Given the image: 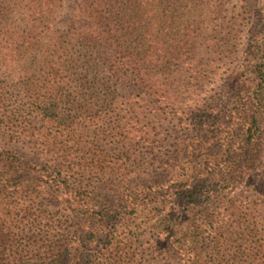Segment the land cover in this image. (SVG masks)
<instances>
[{
  "label": "trees",
  "instance_id": "16d2710c",
  "mask_svg": "<svg viewBox=\"0 0 264 264\" xmlns=\"http://www.w3.org/2000/svg\"><path fill=\"white\" fill-rule=\"evenodd\" d=\"M80 1L82 9L79 19L70 22L68 41H56L51 47L67 56L79 49L82 58L39 60L48 93L40 95L35 89L29 98L41 111L39 106L54 105L62 95L57 90L59 79L65 71L81 69L84 75L76 94L81 105L72 124L84 131L99 123L108 125L109 133L102 134L115 141L105 150L102 135L87 142L81 133L60 131L39 134L37 160L17 149H0V264H158L171 251L179 253L185 264H199V245L217 233L214 222L229 213V206L206 213L207 204L217 199L223 186L230 183L234 189L243 182L252 186L260 177L264 202V13L250 31L243 63L224 78L218 93L207 100L211 104L194 99L186 118H180L189 133L183 141L191 151L187 166L144 175L141 169L148 163L141 165L140 152L152 156L164 149L159 129L174 117L171 107L181 109L185 102L181 98L171 102V97L198 92L202 82L215 79L208 70L199 71L201 64L205 66L201 57L208 15L172 11L175 0ZM44 2L0 0V73L29 71L23 63L43 39ZM54 3L50 0L52 8ZM36 14L39 19H34ZM36 21L38 28L31 25ZM68 104L74 106L70 100ZM13 111L1 107L0 121L20 129L21 120ZM146 114L158 128L146 124ZM23 123V133L35 131L32 123ZM207 143L227 149L229 155L227 160L220 154L211 157L201 172L193 156ZM160 159L154 155L151 160ZM19 171L36 180L33 188L25 189L15 179ZM43 186L58 211L46 216L40 236L46 240L45 258L31 263L29 249L37 240L26 229L38 228L42 218L25 204L36 202ZM99 188L113 195L103 197ZM238 202L232 203L234 211L240 210ZM199 208V217L189 226L190 210ZM241 254L245 263L264 264V243L245 247ZM218 255L212 248L214 261H219Z\"/></svg>",
  "mask_w": 264,
  "mask_h": 264
},
{
  "label": "rangeland",
  "instance_id": "374dc122",
  "mask_svg": "<svg viewBox=\"0 0 264 264\" xmlns=\"http://www.w3.org/2000/svg\"><path fill=\"white\" fill-rule=\"evenodd\" d=\"M174 5L171 6L172 11H197L205 12L208 15L204 20V27L206 29V41L204 45V51L202 53V64L199 66V71L208 70L212 73L213 80H206L200 84L199 91L193 93H183L171 97V102L176 101V98L184 99L185 102L181 109H177L172 106V110H169L170 114L174 117L170 118L166 123H163V129H159L161 133L160 137L163 140L164 149L154 151V155H157L160 160H151L152 156L148 155L146 151L140 152V157L143 163L148 166H143L141 171H144V175L150 173H162L164 169L172 167V169H182L187 166L186 160L190 156L191 151H187L186 145L183 141L189 135L187 129L184 126V120L180 121V118L185 119L186 113L194 106V99L200 98L204 103L211 104L210 97L218 91L219 87L230 72L243 63V56L245 55L246 45L251 36V29L255 23L261 18L264 13V0H177L174 1ZM46 11V22L42 24L40 29L44 32L43 39L40 41V46H33L29 50L26 58V62L23 63L28 67V72H20L18 75L9 76L5 73H0V89L2 97L0 99V108L3 110H14L17 118L21 120L22 124L20 129L17 127L10 129L7 127L6 121H0V149L1 148H13L17 149L20 153L31 157L33 160L39 158V148L37 145V139L39 134H58L60 131H67L70 134L77 133L85 135V141L93 140L95 134L102 135L101 144L105 150L112 148V144L115 139L112 135H103L105 131L109 133L108 125L99 123L90 127V130H83V126L72 123L76 120V114H79L80 101L77 97V92L80 89L81 79H83V71L78 69L76 72H66L65 77L60 78L59 88L57 89L58 98L57 102L52 106H39L41 110L37 109L34 101L29 98L32 90H37L40 95L48 93L45 82L47 80L46 71H42L43 67L39 64V60L42 61H68L70 57L81 59V52L79 49H75L67 56L62 51L52 48L51 45L56 41L62 43L68 41L67 37L70 30V22L77 21L78 15L82 9L80 0H55L53 8L50 5V0H45L42 3V7ZM52 10V17H50V11ZM38 12V9H37ZM34 19H39V15L36 14ZM194 19H190V24H193ZM38 28L40 21H36L31 24ZM259 27V25H257ZM33 28V32L37 29ZM29 31V29H28ZM38 34L37 32H35ZM62 38V39H61ZM54 39V40H53ZM56 39V40H55ZM51 50V51H50ZM202 75H205L202 73ZM214 75V76H213ZM210 83L211 86L208 85ZM35 84L38 88L32 87ZM194 84H191L193 86ZM34 86V85H33ZM111 86V85H110ZM195 87H190L191 91ZM70 95V97H68ZM119 95H125L123 92ZM178 95V96H177ZM119 96V97H120ZM36 97V96H35ZM226 99L225 97L223 98ZM35 100V99H34ZM74 102V106L68 104V101ZM135 101V100H134ZM226 101V100H225ZM104 109H102L103 111ZM101 111V113H102ZM164 113V110L163 112ZM24 121H28L34 125L35 131L30 130L23 133L22 129ZM51 121H56L54 124ZM146 124L150 127L158 128L155 125L156 120L146 114ZM182 123V124H181ZM17 126V124H16ZM83 130L81 132L80 130ZM74 135V134H73ZM69 140V138H64ZM70 141V140H69ZM72 142V141H71ZM72 145H69L71 147ZM205 147L200 154H196L193 158L198 159L197 165L201 172L207 170V161L211 157H218L223 155L224 160H227L228 151L223 148L218 150L213 145L205 144ZM138 154V147L135 148ZM165 153L168 157H162ZM220 154V155H219ZM161 156V157H160ZM173 157V158H171ZM221 157V156H220ZM239 159V157H237ZM149 168V169H147ZM147 170L149 173H147ZM15 179L21 180V185L27 188H33L36 180L33 177L25 175L22 171L15 173ZM169 179V178H167ZM263 186L260 182V177H256L255 183L252 186L247 183H240L234 185V189H231L232 184H226L223 186L220 193H217V199L207 204V214L212 215L218 213L219 210L225 211L228 206L229 213L224 214L226 217L221 222H214V229H217V233H214L209 241L201 243L199 245V252L202 254L199 260V264H249L244 257H242V251L245 247L253 248L258 244L264 243V202L260 195ZM44 187V186H43ZM41 194L37 201L34 203L25 204L28 206V210L34 216L42 218L39 221L38 228L27 227L26 231L29 233V237H34L33 240H37V243L33 244L29 249L31 254V263L41 262L40 258H45V244L46 240L40 238L43 235V226L46 223V216L55 214L58 208L52 207L51 201L48 200L46 195V189L44 187L41 190ZM103 197L113 195V192L99 188ZM239 201L237 205L240 207L239 211H234V205L232 203ZM233 206V207H232ZM190 223L192 225L193 219L199 217L200 208L196 210H190ZM44 219V220H43ZM214 219V218H213ZM200 224V223H199ZM209 226H203L202 230H205ZM25 236V235H24ZM23 242L25 241L22 239ZM207 242H209L207 244ZM212 248H215L220 255H218L219 261H214L212 258ZM166 258L160 259L158 264H185V261L179 253L171 251L165 254Z\"/></svg>",
  "mask_w": 264,
  "mask_h": 264
}]
</instances>
